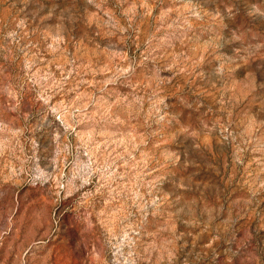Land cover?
Returning a JSON list of instances; mask_svg holds the SVG:
<instances>
[{"label":"rangeland","instance_id":"374dc122","mask_svg":"<svg viewBox=\"0 0 264 264\" xmlns=\"http://www.w3.org/2000/svg\"><path fill=\"white\" fill-rule=\"evenodd\" d=\"M0 264H264V0H0Z\"/></svg>","mask_w":264,"mask_h":264}]
</instances>
